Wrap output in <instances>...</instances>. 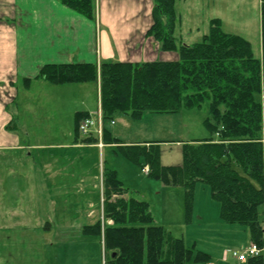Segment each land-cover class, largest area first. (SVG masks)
<instances>
[{"label": "trees", "instance_id": "trees-1", "mask_svg": "<svg viewBox=\"0 0 264 264\" xmlns=\"http://www.w3.org/2000/svg\"><path fill=\"white\" fill-rule=\"evenodd\" d=\"M60 1L85 17L96 19V0ZM261 13L262 58L255 57L247 38L226 32L221 18L210 20L209 32L201 42L179 41L175 35L180 21L176 0H153V22L147 35L154 37L162 50L177 51L179 59L48 63L41 67L37 77L53 84L95 82L105 142L116 143L120 154L142 168L148 165V175L168 185L183 186L187 222L193 211V189L199 181L206 183L212 198L220 204L221 219L246 225L252 241L263 248L264 116L260 95L264 0ZM206 103L209 116L204 123L212 136L182 141L180 164L162 163L164 142L125 144L113 137L106 126L117 116L140 119L145 112H178L202 108ZM90 116L87 111L75 113L76 137L81 133V120ZM126 191L117 170L107 168L103 218L82 227L84 234L102 237L105 251L112 252L105 264H187L192 259L203 262L211 258L210 254L196 250L195 244L188 246L182 237L155 224L150 204L124 197ZM250 262L264 264V253L250 258Z\"/></svg>", "mask_w": 264, "mask_h": 264}, {"label": "rangeland", "instance_id": "rangeland-1", "mask_svg": "<svg viewBox=\"0 0 264 264\" xmlns=\"http://www.w3.org/2000/svg\"><path fill=\"white\" fill-rule=\"evenodd\" d=\"M176 1L180 17L176 31L179 40L188 42V44L201 42L203 36L209 32L210 20L221 18L224 21L222 27L226 32L247 38L252 44L255 57H262L260 0ZM27 79L30 80V78ZM29 80H24L22 84L19 83L22 94H20V99L10 107H14L11 110L17 113L18 123L16 125L12 123L9 128L17 126L14 130L20 135H28L32 138L44 139V141L57 138L59 141L56 142L71 144L73 135L70 139H67V136L69 131L74 133V114L77 109L91 110L96 120L98 119L100 102L99 90L95 82H88V84L73 82L74 84L70 85L75 88L76 96L71 98L74 92L62 91V88L56 86L57 84H54L52 90H48L51 88L46 86L38 89L32 88L29 92L25 91L24 85H29ZM81 89L83 90L78 93L77 90ZM24 97H26V103L22 101V99L25 100ZM67 97L71 98L70 104L66 103ZM260 97H264V61L263 90ZM262 104L264 116V98ZM53 106L54 110L58 112L55 113ZM208 116L209 110L206 103L202 108H184L178 112H145L140 119H133L129 115H126L125 119L117 116L115 123L107 122L106 125L122 142H143L145 140L164 142L161 161L166 165H175L182 162V141L191 142L212 136L204 123ZM100 118L99 116L97 124L101 122ZM98 128L95 129V133L99 135ZM89 133L94 135L92 130ZM100 135L102 136V133ZM102 142H99L102 147L108 145L104 140ZM41 151L50 153V150ZM79 151L54 148L51 153L60 157L59 163L61 164L62 160H64V164L67 163L66 157L70 156L71 158L68 161V167L65 168V173L59 175L58 172L54 180L56 186L60 184L58 182L60 180L69 179L68 181H71L70 187L65 186L64 195L65 197L67 194L70 196L71 205L66 207V211L69 212L72 221L91 223L90 219L86 217L89 210L95 211V218L100 216V186L91 189V192L83 193L77 191L79 189L77 182H80L81 178L82 183H84L83 180H86L88 183L99 185L101 170L104 182L105 170L111 168L117 170L124 187L128 189L122 195L126 198L134 197L147 201L150 204L155 224L163 226L165 230L170 231L176 237H182L188 246L195 244L196 250H217V247L230 242L244 247L252 240L246 225L212 220L214 216L219 215L220 206L219 202L212 198L210 188L206 183L199 181L193 189V211L190 222H187L186 192L183 186L168 185L162 180L144 173L141 165L125 158L118 152V147H106L102 155L97 150H91L83 153L82 159L79 156ZM52 166L57 167L58 163L55 162ZM44 179L49 186L47 192L54 196H61V191L47 177ZM9 194L7 202L10 203V201H14L15 195L14 193ZM27 195L24 193V197ZM89 201H93L92 209L88 207ZM30 203H27V200H22L24 206ZM262 210L264 212V205ZM66 211L65 216H67ZM77 211L79 213L75 214ZM56 212L63 215L61 208L52 211V209L42 207L40 218H46ZM30 218L33 217H24V221L22 220L21 223H14L12 220V223L7 224L13 226L11 229L0 228V264H105L106 260L112 256L111 251H105L100 246L92 245L90 246L92 248L84 250L83 247L78 246L80 241L69 239L68 235H65V240L62 239L61 234L57 239L59 230L63 227L62 224L55 223L53 229L48 232V224L45 221L49 219H42V224L37 225V221ZM54 219L56 218H52L50 221L52 222ZM262 219L264 228V213ZM75 221L73 222L75 223ZM73 222H71V226H74Z\"/></svg>", "mask_w": 264, "mask_h": 264}, {"label": "crops", "instance_id": "crops-1", "mask_svg": "<svg viewBox=\"0 0 264 264\" xmlns=\"http://www.w3.org/2000/svg\"><path fill=\"white\" fill-rule=\"evenodd\" d=\"M152 7L153 0H96V19H90L65 6L60 0H0V228L11 229L13 226L7 224L12 223V220L14 223H21L26 216L33 217L30 219L36 220L37 225L42 224V219H49L45 221L48 224V232L53 229L55 223L63 225L57 239L60 238V234L63 240H65V235H68L67 238L80 241L78 246L83 247L84 250L92 248L90 247L92 245L104 248L102 237L86 235L82 232L84 225L93 224L103 218L102 170L99 185L88 183L86 180L82 183L81 178L80 182H77V188L79 187L77 191L83 193L91 192V189L100 186V216L95 218V211L89 210L86 217L91 223L73 220L74 223L69 212L66 211V207L71 205L70 196L69 194L66 197L64 195V188L65 186L70 187L71 181H68L69 179L60 180L58 181L60 184L56 186L54 180L58 172L59 175L65 173V168L68 167V161L71 158L66 157L67 163L64 164L62 160L61 164L59 163L60 157L51 153L54 148L80 150V155H78L82 159L85 152L97 150L102 155L104 148H117V144L108 143L106 147L99 144L103 138L95 133V129L99 127L98 119L96 120L91 110L77 109L75 113L87 111L91 114L93 123L89 132L91 130L94 132V135L92 134L95 137H92L94 140L91 141L89 132L80 133L77 138L74 120V133L69 131L67 136V139H70L73 135L72 143L61 142L63 143L61 144L56 142L59 141L57 138L44 141V139L20 135L14 130L17 126L9 128L12 123L15 125L18 123V115L11 110L14 107H10L20 99V94H22L20 84L24 83L27 78H30V83L24 85L25 91L29 92L32 88L38 89L46 86L51 88L48 90H52L54 84L37 77L41 67L48 63L91 62L99 64L102 61L143 62L179 59L177 51L162 50L160 43L154 37L147 35V30L153 22ZM221 20L223 25L224 21ZM176 37L179 40L178 36ZM184 43L188 44V42ZM83 83L88 84V82ZM70 84L74 83L57 84L56 86L67 93L73 91L74 94L71 96L73 98L76 96V90ZM82 90H77V92L80 93ZM67 98L66 103L70 104L71 98ZM24 99L22 101L26 103V97ZM99 106L100 109L101 105ZM52 108L54 110V106ZM125 116L121 117L125 119ZM111 134L116 137L112 131ZM77 139L79 140L76 141ZM149 141L158 140L123 143ZM41 150H50V153L47 154ZM55 162L58 163L57 167L52 166ZM45 177L61 191V196H54L47 192L49 186L46 184ZM9 193L15 195L14 201L10 203L7 202ZM24 193L28 195L24 197ZM22 200L31 203L24 206ZM88 203V207L92 209L93 201ZM42 207H47L52 211L61 208L63 215L56 212L46 218H40ZM65 211L67 216L64 215ZM77 213L79 211L75 214ZM52 218L57 220L54 219L51 222ZM212 220L222 221L220 212ZM71 222L74 226H71ZM108 222L113 223L112 220ZM244 247L230 242L217 247V250H202L210 254L211 258L208 261L196 262L192 259L187 264H252L250 259L241 262L232 253L226 252L228 248Z\"/></svg>", "mask_w": 264, "mask_h": 264}, {"label": "built area", "instance_id": "built-area-1", "mask_svg": "<svg viewBox=\"0 0 264 264\" xmlns=\"http://www.w3.org/2000/svg\"><path fill=\"white\" fill-rule=\"evenodd\" d=\"M91 124V120L88 118H85L82 120L80 129L83 133H87L89 131V127ZM144 173L149 172V167L146 166L143 168ZM228 253H232L239 261L245 262L249 258L259 256L261 253L264 252V247L261 248L256 242H250L246 247L244 248H228Z\"/></svg>", "mask_w": 264, "mask_h": 264}]
</instances>
